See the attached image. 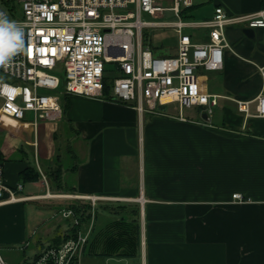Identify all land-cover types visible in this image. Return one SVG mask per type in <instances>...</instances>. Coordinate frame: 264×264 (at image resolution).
<instances>
[{
  "label": "crops",
  "instance_id": "obj_1",
  "mask_svg": "<svg viewBox=\"0 0 264 264\" xmlns=\"http://www.w3.org/2000/svg\"><path fill=\"white\" fill-rule=\"evenodd\" d=\"M201 3L210 8L195 22L211 19L218 6L229 16L264 9V0ZM190 30L195 42L207 40L206 32ZM225 37L222 68L197 69L203 91L219 98L211 115L195 107V114L183 111V120L174 104L140 114L131 104L77 95L62 97L64 116L56 124L34 129L0 115L4 180L12 189L22 184L16 196L25 198L0 196V250L19 246L22 261H32L68 231L70 220L58 212L76 195L99 199L96 232L112 220L135 218L133 210L139 231L135 257L85 252L81 264H264V117L246 116L236 103L253 102L254 114L264 95V28L231 25ZM220 100L226 102L217 111ZM27 168L40 177L23 182ZM55 170L74 194L54 186Z\"/></svg>",
  "mask_w": 264,
  "mask_h": 264
},
{
  "label": "built area",
  "instance_id": "obj_2",
  "mask_svg": "<svg viewBox=\"0 0 264 264\" xmlns=\"http://www.w3.org/2000/svg\"><path fill=\"white\" fill-rule=\"evenodd\" d=\"M195 0H0V13L16 20L24 31L25 48L6 66H0V115L29 124H56L63 119L61 103L65 95L108 98L131 104L142 114L157 112L174 104L180 118L195 107L207 115L218 105V96L203 91L198 68L220 70L227 47L225 30L231 25L264 28V9L253 14L229 16L218 6L209 20H183ZM5 5V9L1 6ZM150 16L153 21L146 20ZM168 16L177 20L166 21ZM171 28L177 32L175 54H158L152 47L149 29ZM186 29L204 30L207 40L195 42ZM54 50V52H53ZM112 65L111 68L108 66ZM63 70V77L55 74ZM264 80V68L262 69ZM111 78L110 95H105V79ZM246 116L264 117V95L255 101H237ZM28 118H31L29 120ZM23 185L10 188L0 164V196L4 202L25 199L16 196ZM80 199L76 195H70ZM233 199L242 202L240 194ZM86 229L58 247H47L33 264H81L93 231L95 205ZM75 226L81 216L73 209L58 212ZM0 264H9L1 254Z\"/></svg>",
  "mask_w": 264,
  "mask_h": 264
},
{
  "label": "trees",
  "instance_id": "obj_3",
  "mask_svg": "<svg viewBox=\"0 0 264 264\" xmlns=\"http://www.w3.org/2000/svg\"><path fill=\"white\" fill-rule=\"evenodd\" d=\"M155 54L157 53L154 51ZM159 54V53H158ZM110 84L111 78L106 77L105 79V95L109 97L110 95ZM5 161V156L0 149V164L3 165ZM21 180L23 182L34 181L40 177L39 172H34L32 168H27L20 173ZM50 178L52 183L57 188L69 192V194H74V188L72 186H67L63 184L61 176L58 170L50 172ZM70 202L66 208L73 209V211L81 216V224L88 222L91 217L92 203L91 201H86L83 199H69ZM106 208L114 213L115 215L120 213V210L106 206ZM124 207H122L121 211ZM95 210V209H94ZM122 213V212H121ZM133 217L131 220L124 219H115L108 222L107 227L104 229H99L96 232V225L94 224L93 231L86 245L85 252L94 253L96 256L101 257H111V256H120L126 258H132L136 256L137 249L139 246V231H138V220H137V211L133 210ZM127 213L124 215L126 218ZM70 222V221H69ZM82 225L75 226L70 222L69 229L64 233L63 236H58L52 240V243L48 247H58L64 243L69 238H72L77 234L79 228ZM96 232V234H95ZM42 252V251H41ZM41 252L39 254H41ZM39 254L32 261H25L21 264H33L32 262L37 259Z\"/></svg>",
  "mask_w": 264,
  "mask_h": 264
},
{
  "label": "rangeland",
  "instance_id": "obj_4",
  "mask_svg": "<svg viewBox=\"0 0 264 264\" xmlns=\"http://www.w3.org/2000/svg\"><path fill=\"white\" fill-rule=\"evenodd\" d=\"M202 1L203 0H195V4H196L195 8L187 10L186 15H183L182 19L183 20H190V21H197L201 17H206L207 15H205V14L207 13L208 9L210 8V5L205 4V5H201L200 7H197L198 4L201 3ZM1 7L3 9L6 8L5 5H2ZM144 18L146 20L153 21L150 16H144ZM165 20L166 21H174L177 19L172 17V16H168ZM195 31L198 32V30H195ZM200 31H204V30H200ZM185 32L186 33H193V30L186 29ZM147 34L150 35L152 47L157 48L156 49L157 53L164 54V55L175 54V48H176V43H177V39H178V35H177V32L175 30H173L171 28H166V29H152V28H150L149 31H147ZM108 67L111 68L112 65H109ZM55 74L63 77V70L58 69V70H56ZM209 74L211 75V74H213V72H210ZM225 102L226 101L220 100V106L216 108L217 111L222 109V106L225 104ZM172 106H173V104L169 105L168 108H172ZM195 111H197V109L186 110V113L195 114ZM214 112H216V111H214ZM28 119L31 120V118H28ZM9 156L12 157L13 154H11ZM102 212H103V210L100 209L99 213H102ZM36 237H37V235L33 236V241L31 243L30 247L25 249L27 251V255H29V256H30V254H29L30 251L33 250L32 248H35ZM16 247L19 248V246H14V247L1 246V250H0L1 254L4 257V259L6 261H9L11 264H21V262L24 263L22 261L25 257L24 253H22V251H20ZM27 255H26V257H27Z\"/></svg>",
  "mask_w": 264,
  "mask_h": 264
},
{
  "label": "clouds",
  "instance_id": "obj_5",
  "mask_svg": "<svg viewBox=\"0 0 264 264\" xmlns=\"http://www.w3.org/2000/svg\"><path fill=\"white\" fill-rule=\"evenodd\" d=\"M24 48L23 27L16 20L0 13V66L8 65Z\"/></svg>",
  "mask_w": 264,
  "mask_h": 264
},
{
  "label": "water",
  "instance_id": "obj_6",
  "mask_svg": "<svg viewBox=\"0 0 264 264\" xmlns=\"http://www.w3.org/2000/svg\"><path fill=\"white\" fill-rule=\"evenodd\" d=\"M244 33H245L246 35L252 37L254 32H253L252 29H244ZM203 116H204V118H207V115H206V114H204Z\"/></svg>",
  "mask_w": 264,
  "mask_h": 264
},
{
  "label": "snow or ice",
  "instance_id": "obj_7",
  "mask_svg": "<svg viewBox=\"0 0 264 264\" xmlns=\"http://www.w3.org/2000/svg\"><path fill=\"white\" fill-rule=\"evenodd\" d=\"M53 52H54V50H53Z\"/></svg>",
  "mask_w": 264,
  "mask_h": 264
}]
</instances>
